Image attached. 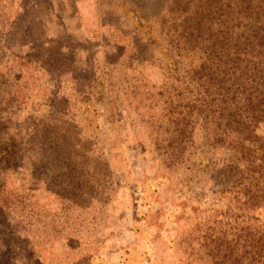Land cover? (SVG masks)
I'll list each match as a JSON object with an SVG mask.
<instances>
[{"label":"rangeland","instance_id":"1","mask_svg":"<svg viewBox=\"0 0 264 264\" xmlns=\"http://www.w3.org/2000/svg\"><path fill=\"white\" fill-rule=\"evenodd\" d=\"M261 2L0 0V264H223L229 149L169 100Z\"/></svg>","mask_w":264,"mask_h":264},{"label":"trees","instance_id":"2","mask_svg":"<svg viewBox=\"0 0 264 264\" xmlns=\"http://www.w3.org/2000/svg\"><path fill=\"white\" fill-rule=\"evenodd\" d=\"M261 4L260 9L244 14L253 29L233 41L228 33L234 25H227V36L220 43L209 42L203 51L208 56L190 69L194 70L188 85L192 89L187 94L180 90L177 99L169 100L175 103L170 114L178 119L168 144L172 151L179 152L187 140L179 122L194 127L199 119L213 132L212 146L219 151L229 149L225 157L231 177L226 189L229 204L222 212L223 237L218 244L223 264H264V2ZM221 15L228 18L230 13Z\"/></svg>","mask_w":264,"mask_h":264}]
</instances>
